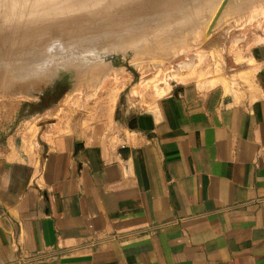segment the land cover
I'll return each mask as SVG.
<instances>
[{
    "label": "crops",
    "instance_id": "crops-1",
    "mask_svg": "<svg viewBox=\"0 0 264 264\" xmlns=\"http://www.w3.org/2000/svg\"><path fill=\"white\" fill-rule=\"evenodd\" d=\"M244 61L235 94L182 85L1 154L0 264H264V40Z\"/></svg>",
    "mask_w": 264,
    "mask_h": 264
},
{
    "label": "rangeland",
    "instance_id": "rangeland-1",
    "mask_svg": "<svg viewBox=\"0 0 264 264\" xmlns=\"http://www.w3.org/2000/svg\"><path fill=\"white\" fill-rule=\"evenodd\" d=\"M221 2L0 0V155L55 121H127L182 85L246 89L264 0H229L207 33Z\"/></svg>",
    "mask_w": 264,
    "mask_h": 264
},
{
    "label": "water",
    "instance_id": "water-1",
    "mask_svg": "<svg viewBox=\"0 0 264 264\" xmlns=\"http://www.w3.org/2000/svg\"><path fill=\"white\" fill-rule=\"evenodd\" d=\"M229 0H222L213 20L211 21L209 28H208V32L209 33L211 31V29L213 28V26L215 25L216 21L218 20L219 16L221 15L222 10L224 9V7L226 6V4L228 3Z\"/></svg>",
    "mask_w": 264,
    "mask_h": 264
}]
</instances>
